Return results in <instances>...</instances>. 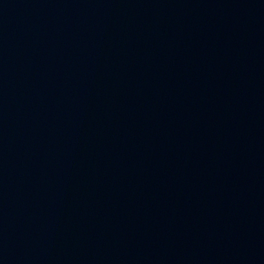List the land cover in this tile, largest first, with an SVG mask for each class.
<instances>
[{"label": "water", "instance_id": "95a60500", "mask_svg": "<svg viewBox=\"0 0 264 264\" xmlns=\"http://www.w3.org/2000/svg\"><path fill=\"white\" fill-rule=\"evenodd\" d=\"M0 264H264V0H0Z\"/></svg>", "mask_w": 264, "mask_h": 264}]
</instances>
